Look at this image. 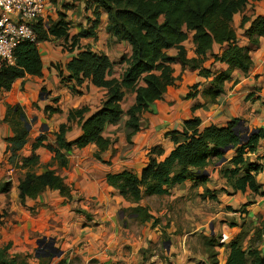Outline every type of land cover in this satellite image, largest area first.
<instances>
[{
  "label": "crops",
  "instance_id": "obj_1",
  "mask_svg": "<svg viewBox=\"0 0 264 264\" xmlns=\"http://www.w3.org/2000/svg\"><path fill=\"white\" fill-rule=\"evenodd\" d=\"M95 8L90 0H46L43 22L46 25L60 19L67 22L68 41L49 37L37 43L41 75H25L16 79L8 91L0 90V248L9 244L11 255L29 254L36 262L37 258H47L36 251L37 242L44 238L43 246L52 241L59 253L51 258V264L61 260L64 264H210L206 246L210 241L222 245L210 250L217 254L218 263L224 264L229 241L245 231L242 246L246 247L254 230L264 222V196L227 195L220 191L227 187L220 168L229 165L226 162L234 150L225 154L222 164L217 165L213 160L208 165L209 180L205 184L185 182L174 186L169 194L145 197L138 203L123 199L106 184L105 176L123 171L139 176L149 158L154 157L150 150L159 147L162 153L157 160L164 159L174 148L168 133H181L184 122L191 119L200 120L199 130L209 125L224 127L234 118L239 119L240 134L245 128L249 132L264 130V39L259 38L258 46L250 52L253 64L249 72L234 71L236 81L225 83L217 104H205L200 91L207 80L199 76L197 69L173 64V76L177 78L174 85L141 114L140 129L136 133L127 139L124 116L117 124L105 127L103 135L112 144L101 154L100 161L93 157L96 147L90 145L66 153V167L60 168L45 146L54 145L55 133L67 122L69 110L86 107L89 114L94 113L106 97V90L87 79L77 85L69 78L67 64L88 47L93 53L104 54L112 63L109 77L119 78L124 69L119 60L130 55L126 43L116 41L107 33V16L100 10L94 11ZM243 17L247 18L244 28L255 18L264 17V0H249L241 12L233 15L231 26L237 41L248 45L240 29ZM90 28L93 35L79 37ZM72 38L77 41L73 48L70 47ZM183 45L187 57H194L190 37ZM224 48L225 45H213L203 67L225 71L227 65L215 63L210 55H219ZM168 53L174 55L176 51ZM195 84H199V93L188 98ZM133 102L134 95L126 94L121 103L123 110ZM17 110L23 115L21 121L29 127L25 142L18 149L11 142ZM80 135V127L73 123L65 139L71 142ZM40 136L44 138L42 145L33 150L32 145ZM31 154L39 158L31 171L36 174L55 171L69 186L71 200L61 197L57 191L46 190L35 199L20 201L17 187L28 171L21 164ZM263 155L264 145L260 141L256 151L247 157L256 161ZM257 162L264 164L263 159ZM256 179L264 192V168ZM206 189L217 191L215 199L205 195ZM204 205L208 210L201 212L198 220L191 218L190 206L201 210ZM137 206L146 208L156 223L147 232V223L130 214V209ZM258 245L264 254V236Z\"/></svg>",
  "mask_w": 264,
  "mask_h": 264
},
{
  "label": "trees",
  "instance_id": "obj_2",
  "mask_svg": "<svg viewBox=\"0 0 264 264\" xmlns=\"http://www.w3.org/2000/svg\"><path fill=\"white\" fill-rule=\"evenodd\" d=\"M107 16L106 31L118 42H124L130 47L129 57H122L119 64L124 69L119 78L111 75L112 63L104 55L90 51L88 47L76 55L67 64L69 78L77 85L83 80H89L94 86L106 90V97L100 108L89 114V109L81 107L71 109L67 113V122L61 124L55 133L54 145L45 147L51 153L52 160L60 168L66 167L65 154L73 149H84L90 145L96 147L93 157L101 160V154L111 147V140L103 135L108 125L117 124L126 117L125 128L127 139L139 129L141 114L147 111L150 104L162 98L166 90L173 86L176 79L173 76V64L182 68L197 69L199 76L207 82L202 86L200 94L205 104H217L224 92V85L236 81L234 71L247 74L253 64L251 50L258 46V39H264V17L252 20L244 28L247 18L240 23L242 35L248 40V45H240L237 34L231 23L233 15L241 12L249 0H90ZM98 16L99 14L96 13ZM98 21V17L96 18ZM95 25V23H94ZM93 25V26H94ZM37 40L35 43H20L14 51V65H0V90L8 91L12 83L25 75L40 76L42 63L37 50V43L47 38H64L68 41V23L63 19L51 25H46L42 19H37L32 25ZM93 35L92 28L83 31L79 37ZM191 39L194 47V57L188 58L184 47L185 41ZM77 43L71 39L70 47ZM225 45L219 55L210 54L215 63L227 65L225 71L204 68L203 63L213 45ZM168 51H176L170 55ZM199 84L193 86L188 98L196 97ZM126 94L134 95L133 104L123 110L121 103ZM264 106V101L262 102ZM49 111V109H47ZM53 112V110H52ZM13 122L14 137L11 142L18 149L28 134L21 112H15ZM239 119H232L224 127L209 125L199 130L200 120L195 118L184 122L181 133L169 132L173 150L162 160L159 147H153L148 164L139 176L129 171L105 176L106 184L116 190L123 199L130 203H138L142 198L169 194L170 190L185 182L205 184L209 180L206 168L213 161L226 160L225 154L234 150V155L227 160V167L220 168V175L226 180L227 187L220 191L227 195L247 194L249 196H264L262 185L256 177L264 168L257 161L264 155L250 161L248 153H254L260 141L264 145V130L258 129L240 142V136L234 134V127ZM76 123L81 129V135L67 142L65 134L71 125ZM24 124V125H23ZM44 138L40 136L32 145L36 149L42 145ZM229 148L224 154L223 149ZM39 163L35 154L22 160L21 168L28 171L19 180L18 192L20 201L35 199L46 190L57 191L58 194L71 200L69 186L64 179L53 170L36 174L30 168ZM7 185V184H6ZM217 192V191H216ZM213 190L206 189L205 195L215 199ZM125 211V210H124ZM123 211V212H124ZM143 223L152 221L144 207L130 209ZM247 232L242 231L233 237L227 247L228 256L224 264H264V254L258 243L264 236V222L254 230V236L246 247L242 246ZM210 264H219L215 254L210 249L222 245L206 242ZM10 245L0 248V264H51V258H37L29 254H10ZM56 264H64L59 261Z\"/></svg>",
  "mask_w": 264,
  "mask_h": 264
},
{
  "label": "built area",
  "instance_id": "obj_3",
  "mask_svg": "<svg viewBox=\"0 0 264 264\" xmlns=\"http://www.w3.org/2000/svg\"><path fill=\"white\" fill-rule=\"evenodd\" d=\"M46 0H0V65H14V51L23 42L35 43L32 24L43 18Z\"/></svg>",
  "mask_w": 264,
  "mask_h": 264
},
{
  "label": "water",
  "instance_id": "obj_4",
  "mask_svg": "<svg viewBox=\"0 0 264 264\" xmlns=\"http://www.w3.org/2000/svg\"><path fill=\"white\" fill-rule=\"evenodd\" d=\"M23 119V117H22ZM239 124V123H238ZM236 125L234 127V134L236 136H240V142H242L243 140H246L248 138L249 135L253 134L256 130L253 129L249 132V129L248 128H245V131L244 133L242 132V134H240V131L238 129V126L239 125ZM25 126L27 128V130H29V127L27 126V123H25ZM229 150V148H224L222 151L223 153L225 154L227 151ZM222 162H224V159L222 158L221 160H219L218 164L217 165H220L222 164ZM240 194L238 193L237 196H239ZM122 215V214H121ZM150 227V223H147V229H146V232L148 231ZM46 242V240L43 238L41 240H39L37 242V246L38 248L36 249L37 252H40L42 256L44 257H49L51 256L52 258L55 257V256H59V253H57V250L54 248L53 246V242L52 241H49L47 242L46 245L43 246V244ZM43 246V247H42Z\"/></svg>",
  "mask_w": 264,
  "mask_h": 264
},
{
  "label": "rangeland",
  "instance_id": "obj_5",
  "mask_svg": "<svg viewBox=\"0 0 264 264\" xmlns=\"http://www.w3.org/2000/svg\"><path fill=\"white\" fill-rule=\"evenodd\" d=\"M213 183L216 184V182L212 179ZM216 192V191H215ZM205 200H200V204H202ZM155 207H157L155 205ZM189 211H191L189 214H191V218H194L195 220H198V217L201 215V212H204L207 209V207L204 205V206H201V210H198V208H195L194 206H190V208L188 209ZM195 210V211H194ZM207 213V212H206ZM253 222V221H252ZM252 222L250 223L252 225Z\"/></svg>",
  "mask_w": 264,
  "mask_h": 264
}]
</instances>
